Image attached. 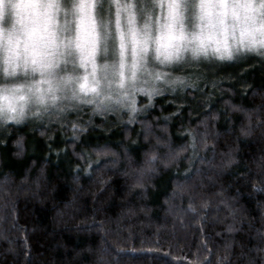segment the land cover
Listing matches in <instances>:
<instances>
[{
  "label": "trees",
  "instance_id": "1",
  "mask_svg": "<svg viewBox=\"0 0 264 264\" xmlns=\"http://www.w3.org/2000/svg\"><path fill=\"white\" fill-rule=\"evenodd\" d=\"M169 73L131 118L0 128V264H264V54Z\"/></svg>",
  "mask_w": 264,
  "mask_h": 264
},
{
  "label": "snow or ice",
  "instance_id": "2",
  "mask_svg": "<svg viewBox=\"0 0 264 264\" xmlns=\"http://www.w3.org/2000/svg\"><path fill=\"white\" fill-rule=\"evenodd\" d=\"M161 13L149 16L137 27L132 4H117L116 31L119 36L120 64L97 66V36L93 20V0H78L72 11L76 20L72 36L68 12L58 0H13L18 5L14 28H0V61L4 72L13 76L24 72L22 83L0 86V120H22L26 106L33 98L37 104L46 101L57 108V115L75 105H59L58 101H85L110 110L112 101L124 103L137 92L151 96L156 88L137 87L141 75L153 81L161 80L160 72L153 74L146 65L152 59L160 64H173L185 59L189 40L200 42L207 56L206 42H212L214 55L220 59L233 58V46L239 49H264V0H158ZM103 12V5H100ZM127 13V27L121 30V11ZM64 13L61 23L58 15ZM231 37V43L228 41ZM107 50V47H106ZM126 51L129 59L126 61ZM264 54V53H262ZM78 57L79 69L61 67L68 59ZM197 53L195 57H199ZM75 64L76 61L72 60ZM63 73V74H61ZM75 73V74H71ZM127 73V74H126ZM29 74H39V78ZM117 75L119 78L117 79ZM179 79V78H177ZM147 83V80L145 81ZM168 85L177 81L165 80ZM115 85V89H113ZM181 86H183L181 84ZM109 90V91H106ZM130 89V91H128ZM119 95H113L112 92ZM132 104H135L134 98ZM136 109L133 107L132 109ZM49 108L45 107L44 112ZM33 115H43L39 110Z\"/></svg>",
  "mask_w": 264,
  "mask_h": 264
},
{
  "label": "rangeland",
  "instance_id": "3",
  "mask_svg": "<svg viewBox=\"0 0 264 264\" xmlns=\"http://www.w3.org/2000/svg\"><path fill=\"white\" fill-rule=\"evenodd\" d=\"M61 7L64 8L68 12L67 19L71 21V27L72 32L71 35H75V27H76V20L74 13L72 11V5L73 3L78 2V0H58ZM94 2V9H93V20H94V26L97 36V51H96V58L95 62L97 66H102L104 64H112L115 63L117 69H119L120 64V48H119V36L116 31V25H117V7L116 5L119 3L121 5L124 4H132V12L135 14V20H136V26L140 27L145 23V20L149 17H153V21L155 20L156 16H159L161 13L159 2L158 0H93ZM254 2L259 3L260 0H254ZM5 4H13V0H0V28L5 29L10 27L11 20L7 18L6 10H5ZM103 5V12H100V5ZM97 5V7H96ZM11 17H16V9H11ZM58 20L61 21V23L64 20V13H60L58 15ZM120 24H121V30H124V28L127 27V13L121 11L120 16ZM231 37H228L229 43H231ZM107 47V50H106ZM264 53V49L260 50H248V49H239L237 50L236 46H233V58L239 55H242L244 53ZM232 58V59H233ZM68 59V63L65 65V63L61 62V67H65L71 72V69L74 67L77 68L80 72L83 71V69H79V63H78V57L73 56ZM126 61L129 59V55L126 51ZM214 59L220 58L214 54H208L207 56H204L203 54L199 57L193 58L190 53H185V59L180 62H174L173 64H160L159 61H156L155 59H152L150 63L146 65V68L148 71L155 74L156 72H160L164 75V78L161 80L153 81L150 77H147L146 75H141L139 81L137 82V87H145V88H156V89H163L164 87L170 86L165 83V80H172L177 81V83L183 82L182 77H172V75L169 73L170 71H178L182 70L184 67H189L193 65H197L200 63L206 64L210 63L211 61H214ZM72 60H75L76 63L73 64ZM229 60V59H228ZM63 74V73H61ZM75 74V73H71ZM127 74V73H126ZM32 75H35L36 78H39V74H29V78H31ZM25 77L24 72H17L13 76H8L4 72V66L2 61H0V86H3L5 84L11 85L13 83H22ZM119 78V75H117V79ZM179 78V79H177ZM147 80V83L145 81ZM176 83V84H177ZM174 84V85H176ZM173 86V85H171ZM115 85H113V89H115ZM106 91H109L106 89ZM130 91V89H128ZM158 91V92H160ZM155 92L154 94H156ZM113 95H119L118 92H112ZM147 96L149 97L146 92H137L134 95L135 104H132V99H125L124 103H116L115 101H112V107L110 110H101L97 107V104L95 102L93 103H86L85 101H69L67 99H62L61 101H58V104L63 106L67 104L75 105L74 107H68L66 111L60 115H57V108H53L51 104H49L47 101L45 105H40L37 103H31L26 106V114L22 120L19 122L17 121H6V120H0V128L7 124V123H15V124H21L25 122L29 123H37L41 121H55L59 120L60 116L66 115L68 112H80L83 108H89L92 110V113L96 112H102L103 114H109L110 112L119 113V111L122 109L124 112H129V118H131L134 114L130 111H132L133 107L136 108L137 100L139 97ZM48 107L49 111L44 112V108ZM39 110L40 113H43V115H33L37 113ZM131 121V120H130ZM128 122V121H127ZM74 134V129L71 130Z\"/></svg>",
  "mask_w": 264,
  "mask_h": 264
},
{
  "label": "clouds",
  "instance_id": "4",
  "mask_svg": "<svg viewBox=\"0 0 264 264\" xmlns=\"http://www.w3.org/2000/svg\"><path fill=\"white\" fill-rule=\"evenodd\" d=\"M17 7H18V5L14 4V3L13 4H5V10H6L7 18L12 21L10 27L5 28L6 32H8L12 28H14V22L16 20V17L15 18L11 17V9H17ZM204 47L207 48L208 54H214V52H213V47L214 46H213L212 42H210V41L206 42ZM187 51L193 57H195L197 53H199L200 55L203 54V50L201 49L200 42L197 41V40H194V39L189 40L188 45H187ZM29 102L37 103V101L34 98L32 100H30Z\"/></svg>",
  "mask_w": 264,
  "mask_h": 264
}]
</instances>
